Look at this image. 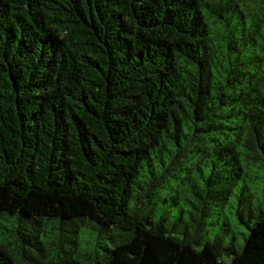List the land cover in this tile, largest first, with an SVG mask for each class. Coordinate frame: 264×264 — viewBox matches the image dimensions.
<instances>
[{
	"label": "trees",
	"instance_id": "16d2710c",
	"mask_svg": "<svg viewBox=\"0 0 264 264\" xmlns=\"http://www.w3.org/2000/svg\"><path fill=\"white\" fill-rule=\"evenodd\" d=\"M0 264H264V0H0Z\"/></svg>",
	"mask_w": 264,
	"mask_h": 264
}]
</instances>
